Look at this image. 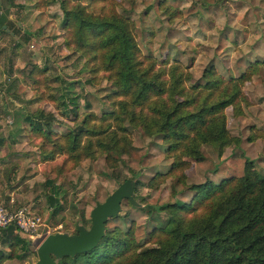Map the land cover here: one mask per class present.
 I'll return each instance as SVG.
<instances>
[{
    "label": "trees",
    "instance_id": "trees-1",
    "mask_svg": "<svg viewBox=\"0 0 264 264\" xmlns=\"http://www.w3.org/2000/svg\"><path fill=\"white\" fill-rule=\"evenodd\" d=\"M52 3H57L63 14V46L69 56L77 54L83 59L81 70L88 73L86 82L92 86L102 80L109 83L105 97L110 110L97 115L88 110L90 103H85L87 110L78 102L70 103L75 99V81L67 82L55 97L40 87L50 88L49 78L39 77L45 74V68L29 62L23 67L13 66L12 73L34 91L35 100H48L61 117L72 121L67 132L58 135L52 112L40 109L23 118L32 132L55 146L49 151L43 149L45 160L52 161L58 152L64 156L63 164L72 167L86 158L103 156L107 167L120 174L121 156L134 148L130 129L133 124L145 135L167 144L166 156L172 158L168 171L156 173L149 182L174 177L176 183L195 192L188 203L153 205V209L167 215V220L149 232L150 247L136 240L133 225L126 230L115 227L105 232L94 249L63 257L57 263L264 264V172L256 169L254 161L246 158L241 176L224 178L219 183L209 179L191 185L185 182L190 160L204 161L203 146H212L218 156L226 147H239L240 139L231 135L227 127L226 110L231 108L233 116H239L244 114L243 105L251 104L243 86L250 79L254 64L239 76L229 78L210 65L199 80L191 82L188 67L178 61L169 62L168 57L159 61L142 53L135 21L116 9L117 1L33 0L32 6L43 11ZM11 6L12 0L8 7L0 6V30L7 25ZM166 9L171 19L179 13L169 5ZM43 31L40 28L27 33L39 36L41 43L49 46L55 36H45ZM108 143L119 149L118 156L113 155ZM45 184L50 186L46 194L50 207L47 223L57 227L64 212L59 186L50 179ZM18 231L13 222L0 227V242L12 248L22 247L26 252L29 242ZM26 256L17 254L21 259Z\"/></svg>",
    "mask_w": 264,
    "mask_h": 264
},
{
    "label": "rangeland",
    "instance_id": "rangeland-1",
    "mask_svg": "<svg viewBox=\"0 0 264 264\" xmlns=\"http://www.w3.org/2000/svg\"><path fill=\"white\" fill-rule=\"evenodd\" d=\"M115 1L116 9L135 21V35L142 53L159 61L165 57L169 62L178 61L188 67L193 77L191 82L199 80L210 65L229 78L239 76L254 64L252 75L243 86L251 104L243 105L244 114L239 116H233L231 108L226 110L227 127L231 135L240 139L239 147H226L218 156L212 146H203L205 159L190 160L185 169L186 184L207 179L219 183L224 178L241 176L246 158L253 160L256 169L263 173L264 0ZM166 5L179 11L175 18H169ZM28 20V30L20 29L18 24L0 30V211L12 215V221L22 212L34 226L17 232L29 242L26 252L22 247L12 248L0 242L1 264H34L38 259L37 249L49 234L73 235L78 227L88 229L91 210L126 180L133 182L132 200L122 199L119 213L107 220L105 232L115 227L126 230L133 225L136 240L150 247L149 232L167 220V215L153 209V205L188 203L195 192L176 183L174 177L159 183L149 182L156 173L168 171L172 158L166 156L167 144L158 137L145 135L128 120L125 122L131 126L134 148L121 156L120 174L107 167L103 156L86 158L72 167L63 164L64 156L58 152L52 161L45 160L43 149L49 151L55 146L32 132L23 118L40 109L52 112L56 117L53 128L58 135L67 132L72 121L61 117L48 100H35L34 91L21 83L12 73V67H23L29 62L45 68V74L39 77L47 76L50 88L40 87L55 97L67 82L75 81L72 95L75 99L70 103L78 102L83 110H87L85 103H90L88 110L97 115L110 110L105 97L109 83L105 80L95 86L87 83L88 73L81 70L83 59L77 54L69 56L62 43L63 14L57 3ZM40 28L44 29L43 35L55 36L49 46H44L39 36L27 33ZM249 137L253 139L248 140ZM107 147L114 156L119 155L113 144L108 143ZM48 179L59 186L58 197L64 207L63 221L57 227L47 223L50 207L46 194L50 186L45 182ZM22 253L27 256L18 258L17 254Z\"/></svg>",
    "mask_w": 264,
    "mask_h": 264
},
{
    "label": "water",
    "instance_id": "water-1",
    "mask_svg": "<svg viewBox=\"0 0 264 264\" xmlns=\"http://www.w3.org/2000/svg\"><path fill=\"white\" fill-rule=\"evenodd\" d=\"M133 182L126 180L109 195L104 202L97 203L90 212L91 225L88 229L78 227L77 234H49L37 249V261L34 264H58L57 260L88 252L94 249L105 234V225L109 218L116 216L124 198L132 200Z\"/></svg>",
    "mask_w": 264,
    "mask_h": 264
},
{
    "label": "crops",
    "instance_id": "crops-1",
    "mask_svg": "<svg viewBox=\"0 0 264 264\" xmlns=\"http://www.w3.org/2000/svg\"><path fill=\"white\" fill-rule=\"evenodd\" d=\"M33 0H12L13 6L10 7V14L8 16L7 26L17 25L22 30H28L26 22L29 21L30 17H35L36 14H40L41 11L33 8ZM10 0H0L1 8H6L9 5ZM1 11V10H0ZM58 15V13L56 14ZM29 17V18H28ZM58 34V32L56 33Z\"/></svg>",
    "mask_w": 264,
    "mask_h": 264
},
{
    "label": "built area",
    "instance_id": "built-area-1",
    "mask_svg": "<svg viewBox=\"0 0 264 264\" xmlns=\"http://www.w3.org/2000/svg\"><path fill=\"white\" fill-rule=\"evenodd\" d=\"M11 216H9L6 213L4 214L2 213V211H0V224L2 225L1 227H4L11 222H15L16 226L18 227V230L24 229L28 231L31 227L34 226L33 221L30 218H26V216L23 215L22 212L16 215V219L15 217H13L14 218L13 220L15 221H12Z\"/></svg>",
    "mask_w": 264,
    "mask_h": 264
}]
</instances>
